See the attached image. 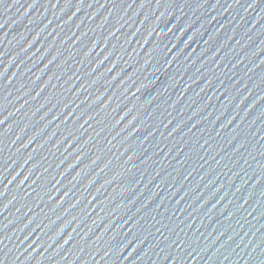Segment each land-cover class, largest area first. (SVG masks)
<instances>
[{
	"label": "water",
	"instance_id": "water-1",
	"mask_svg": "<svg viewBox=\"0 0 264 264\" xmlns=\"http://www.w3.org/2000/svg\"><path fill=\"white\" fill-rule=\"evenodd\" d=\"M0 264H264V0H3Z\"/></svg>",
	"mask_w": 264,
	"mask_h": 264
},
{
	"label": "snow or ice",
	"instance_id": "snow-or-ice-1",
	"mask_svg": "<svg viewBox=\"0 0 264 264\" xmlns=\"http://www.w3.org/2000/svg\"><path fill=\"white\" fill-rule=\"evenodd\" d=\"M0 3H3V0H0ZM157 3H159V0H157Z\"/></svg>",
	"mask_w": 264,
	"mask_h": 264
}]
</instances>
